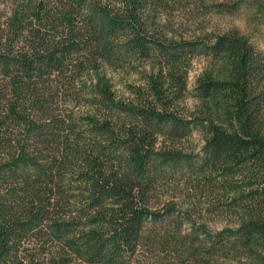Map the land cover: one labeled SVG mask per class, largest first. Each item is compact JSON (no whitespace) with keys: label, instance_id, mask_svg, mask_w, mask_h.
I'll list each match as a JSON object with an SVG mask.
<instances>
[{"label":"trees","instance_id":"16d2710c","mask_svg":"<svg viewBox=\"0 0 264 264\" xmlns=\"http://www.w3.org/2000/svg\"><path fill=\"white\" fill-rule=\"evenodd\" d=\"M171 2L0 0V264H140L146 244L174 264L264 261V54L238 28L180 40L148 29L146 5ZM198 56L226 68L189 90ZM129 70L142 84L122 96L109 73ZM196 131L199 151L177 146ZM179 181L190 204L157 198ZM202 209L233 223L212 231ZM171 216L176 232L154 241Z\"/></svg>","mask_w":264,"mask_h":264},{"label":"rangeland","instance_id":"374dc122","mask_svg":"<svg viewBox=\"0 0 264 264\" xmlns=\"http://www.w3.org/2000/svg\"><path fill=\"white\" fill-rule=\"evenodd\" d=\"M172 4H175L172 10L146 5V13L150 17L148 23H146L149 26L148 29H152L156 33L161 31L163 34L180 40L199 36L207 37L213 32L223 33L238 28L249 38L255 48L264 54V0H178V2H173ZM201 4L208 6L212 4H225L227 6L231 5L232 7L237 5V10L230 14L214 13L203 9ZM153 63L152 61H147L141 62L138 65L139 68L151 71ZM210 68L223 70L226 66L223 62H215V60L206 57L198 56L192 58L187 80L188 89L192 90L195 86L197 76L203 70ZM128 73L126 71L122 73H109V76L113 79L114 89L119 95H131L130 88L126 82L142 84V75L138 74L135 70H129ZM197 102L198 100L196 98L186 94L179 99L177 108H179L178 110L182 115H193L196 111ZM203 144V135L199 131L177 142V146L187 152H197ZM156 196L161 202L174 199L180 203L185 201L184 203L190 204L192 199V196L188 195L186 189L182 186L181 181L169 183L165 186V189L159 188ZM194 212L197 217L194 216V218L208 223L212 231L220 230L233 223L231 217L227 214H220L216 211L208 212L204 209ZM168 222L169 224L158 225L155 229L156 231L148 235L155 239L154 241H157V233L164 235L166 230L169 233L176 232V218L171 216ZM187 228L189 227L185 225L184 229ZM146 240H149V237ZM162 248V246L151 248L146 244L144 254L140 256V264H174L169 257H166V253H163L161 250ZM37 252L40 251L37 250ZM151 258L154 259L152 260ZM178 264L181 263L179 262ZM210 264H264V261L259 262L249 255H239L236 252H232L229 256H215Z\"/></svg>","mask_w":264,"mask_h":264}]
</instances>
